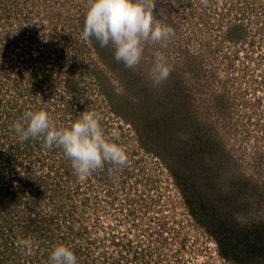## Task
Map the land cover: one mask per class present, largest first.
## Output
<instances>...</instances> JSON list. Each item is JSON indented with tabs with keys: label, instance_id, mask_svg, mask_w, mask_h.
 <instances>
[{
	"label": "rangeland",
	"instance_id": "rangeland-1",
	"mask_svg": "<svg viewBox=\"0 0 264 264\" xmlns=\"http://www.w3.org/2000/svg\"><path fill=\"white\" fill-rule=\"evenodd\" d=\"M7 2L14 5L0 14V49L6 50L0 90L9 95L1 91L0 98L15 102L14 76L25 71L22 83L34 77L28 109L37 111L44 96V111L55 121L65 119L67 127L85 112L96 113L106 137L128 157L125 165L105 162L80 176L66 154L63 167L54 160L47 168L52 146L64 150L47 146L44 138L31 154L0 149V186L19 175L24 180L15 219L35 213L26 226L32 223L46 238L54 231L57 241L60 224L89 227V236L100 240L87 253L96 264L128 250L152 264H236L220 253L186 196L213 216V229L264 222V0H157L155 20L174 35L162 43L142 42L133 68L115 59L111 44L82 36L89 0ZM158 54L171 71L155 84L151 70ZM19 102L21 120L28 111ZM113 130L118 137L109 135ZM10 135L7 142H15L16 131ZM40 176L48 181L41 193L33 179ZM48 217L59 225L44 228L39 220ZM41 233L34 243L55 240H41ZM113 233L130 249L102 248ZM67 236L74 245L82 238L78 232ZM17 247L13 257L2 253L0 264L40 263ZM52 250H45L47 259Z\"/></svg>",
	"mask_w": 264,
	"mask_h": 264
},
{
	"label": "clouds",
	"instance_id": "clouds-1",
	"mask_svg": "<svg viewBox=\"0 0 264 264\" xmlns=\"http://www.w3.org/2000/svg\"><path fill=\"white\" fill-rule=\"evenodd\" d=\"M156 2L89 0L82 36L95 38L101 46L111 44L115 59L133 68L141 60L142 42L162 43L174 35L171 26L155 20ZM151 71L153 82L159 84L168 78L171 69L165 58L158 54ZM14 127L20 141L43 136L47 146L62 147L71 159L75 173L80 176L90 175L102 168L105 162L121 166L127 163L125 149L114 139L106 137L96 113L85 112L69 127H57L47 112L28 111L24 113L23 122L16 123ZM109 135L118 137L119 133L113 130ZM20 245L28 249L31 241L22 240ZM49 264H77V256L69 246L56 245L50 253Z\"/></svg>",
	"mask_w": 264,
	"mask_h": 264
},
{
	"label": "trees",
	"instance_id": "trees-1",
	"mask_svg": "<svg viewBox=\"0 0 264 264\" xmlns=\"http://www.w3.org/2000/svg\"><path fill=\"white\" fill-rule=\"evenodd\" d=\"M1 14V13H0ZM17 45L16 43L14 44V47L16 48ZM14 48V50H15ZM5 53V51H4ZM4 53H0V56H5ZM17 75L15 81H14V86L15 88V96L12 98L15 99L12 100L11 102L9 99H2L0 98V149L3 151H13L19 152L23 151L25 154H31L32 151L34 150L37 145H41L40 140L37 138H29L28 140L25 141H20L19 138H16L15 136V142H10L8 143L7 141L9 138L12 136L10 135L11 133L14 132L15 127L14 125L18 122H23V120H18L17 114L22 111V105L20 104L19 101L25 102L26 103V110L31 111V109H28V106H30L29 103H33V96L32 92L30 91V87H24L23 85L25 84L21 82V79L25 76L20 74V72H16ZM32 76H26V80L28 83L31 85L34 81V79L31 78ZM31 80L33 81H30ZM67 81V80H66ZM70 85V84H69ZM30 89V90H29ZM2 90H0L1 92ZM6 93V90H3L2 93ZM5 95H9L8 92ZM46 97V96H45ZM44 96H41L38 98V102L35 104L37 106L38 110H43L47 109V102L45 100H40L43 99ZM4 100L3 102H1ZM43 101V102H42ZM45 101V102H44ZM34 111V110H33ZM71 123V122H69ZM67 127V126H63ZM7 146V148H5ZM4 149H3V148ZM54 152V151H51ZM48 157V156H47ZM50 157V156H49ZM43 159H38V161H42ZM48 161L51 160H47ZM54 162V160L51 161V163ZM57 162V161H55ZM44 163V161H42ZM59 167H63V164ZM20 173H18L19 175ZM33 179H36L39 183L40 189L37 191L39 193L42 192L48 185V181L46 178H41L40 177H35ZM182 179L179 178L178 182L180 185H182ZM23 177L22 175H19L17 180L12 179H7L5 181V184L0 186V254L5 253L6 255L13 257L14 254L12 253L15 250V244H20V241L22 240H29V237L31 239L37 238L39 235L37 228H34L32 223L30 226H26L27 222L33 221L35 218L30 214L28 216V219L26 221H21L20 219L16 220V216L14 215V211L16 212V207L18 206L19 203H22L24 201L22 192L20 190V186L22 184ZM47 182V185H46ZM186 202L188 206L190 207L192 214L196 217V219L205 227L207 230L211 233L212 237L215 239L220 253L227 258L228 260H231L232 262L236 264H264V222H252L251 225L246 226L242 225V227L236 228L233 224L232 227L230 228H220L219 230L213 229L212 223H213V216L211 214H207L204 209L201 208V205L197 204L194 200L192 201L190 197L186 196ZM17 203L15 206L12 204ZM31 206V202L28 203ZM34 205L32 206V210L34 209ZM199 209V210H198ZM31 211V210H30ZM35 214V213H34ZM40 216V215H38ZM37 216V217H38ZM31 217V218H30ZM40 218V217H39ZM53 221V217L47 218V226H50V224ZM226 221V220H225ZM228 224L225 223V225ZM70 225V224H68ZM214 226V225H213ZM67 231L66 233H59L58 238L63 239H68L67 233H76L78 232L79 235L82 236L80 239L81 241L78 243L80 245V248L75 249V254L78 253V257L80 259L84 258V254L87 256L88 254L86 252H82L80 249L83 247H89L92 245H98L97 244V238L92 239L89 236V231L87 226H83L81 230H75V228H71L67 226ZM71 231V232H70ZM60 232V231H58ZM37 234V236H36ZM56 234H54V231H47V238L52 236L55 240ZM66 237H65V236ZM10 236V239L8 238ZM33 237V238H32ZM112 237V242L113 245H115V249L120 250L121 252H124L123 249H120V247H125L127 249H130V245H125L124 241L121 239H116L118 238V234L113 233L111 235ZM41 240L46 241V235L41 233V237H38ZM67 239L65 240V243H67ZM74 240V239H73ZM75 241V240H74ZM77 244V245H78ZM78 245V246H79ZM19 246V245H18ZM24 251V250H21ZM130 254L128 255H121L120 259L113 260L109 262V264H117L118 261L122 260L125 257H130L132 254V250H128ZM126 252V254L128 253ZM120 252V253H121ZM138 254V253H137ZM142 256V255H141ZM139 255L136 257L138 259L143 258ZM136 258V259H137ZM109 259V258H108ZM134 259V258H133ZM137 259V260H138ZM143 262L142 264H152L150 261L141 259ZM12 262L17 264L16 261L11 259ZM20 262V260H19ZM250 262V263H249ZM21 263V262H20Z\"/></svg>",
	"mask_w": 264,
	"mask_h": 264
},
{
	"label": "built area",
	"instance_id": "built-area-1",
	"mask_svg": "<svg viewBox=\"0 0 264 264\" xmlns=\"http://www.w3.org/2000/svg\"><path fill=\"white\" fill-rule=\"evenodd\" d=\"M17 48H20V46H19V43L17 44V46H16ZM16 48V49H17ZM14 55H18L17 53H13ZM25 55H26V52H25ZM24 87H27V86H29V87H31L32 86V84L30 85L28 82L27 83H25L24 85H23ZM1 108V107H0ZM51 118V117H50ZM21 120H23V118L21 119ZM51 120L53 121V123L55 124V126H57V127H63L65 124H66V120L65 119H62V121L60 120V119H57L56 121L55 120H53V118H51ZM65 121V122H64ZM41 138H44L43 136H39V140L41 139ZM51 151H54V152H51ZM65 153L64 152H61V151H59V150H54L53 149V146H52V150H49L48 152H47V155H48V157H47V160H56L57 161V163H55V165H57L58 167L59 166H61L62 165V161H64V159H65V155H64ZM50 156V157H49ZM51 161H48V163H47V168H49L48 166H50L51 165ZM41 215V214H40ZM32 216L35 218L36 217V214H32ZM41 217V216H40ZM50 218V217H49ZM53 220L54 221H52V223L50 224V225H59V224H57V220L55 219V218H53ZM40 221V223L44 226V228L45 227H47V219H43V221H41V220H39ZM59 227L61 228V229H63L64 231H62V230H60V232L59 233H66V231H67V225H65V223H64V225H62V224H60L59 225ZM74 228L76 229V231H77V228L74 226ZM59 231V230H58ZM113 232V231H112ZM104 240H103V243H102V245H104V246H102V248H104V249H106V250H109V248H115V245H113V240H112V237L110 236V235H108L107 236V238H103ZM116 239H119V238H116ZM29 240L31 241V247L30 248H28L27 250H28V254H34L33 256H31L30 258L32 259V263H37V262H40L39 264H49V258L47 259V256H45L46 255V253H45V250L46 249H48L49 250V248L50 249H53L56 245H60V244H64V245H66V246H69L70 248H72L74 251H75V249L76 248H80V245H82V244H78V245H74V243H72V242H70V240H69V242L70 243H68V240L66 241L67 243H61L62 242V239L61 238H59V240L57 241V240H53V241H49L48 242V244L46 243V244H43V243H39V244H37V243H34L33 242V239L31 240V238L29 237ZM41 241V240H40ZM46 241H47V239H46ZM56 241V242H55ZM60 241V242H59ZM79 243V242H78ZM97 244L98 245H92V246H89V247H83L82 246V248H81V250H83L84 252H86V253H88L89 252V248H97L98 246H99V244H100V240H99V238H97ZM17 245H19V247L21 248V250H26L25 248H23V247H21V245L20 244H15V250L18 248L17 247ZM119 248L120 249H123V251L125 252L126 251V249H125V247H120L119 246ZM125 249V250H124ZM18 250V249H17ZM34 251L33 253H31V251ZM98 252V251H97ZM125 255H128V253L126 254V253H124ZM130 254V253H129ZM37 256L38 258H36V259H34V256ZM76 256H77V264H96V263H94V260H93V258H94V256L92 255L91 257L89 256V255H83L84 256V258L83 259H80V257H78V253L76 254ZM93 257V258H92ZM1 258H3V254L1 253L0 254V263H1ZM111 261H113V260H107L106 261V264H109V262H111ZM28 263H31V261H27ZM102 263H104V262H102ZM113 264V263H112ZM116 264V263H115ZM117 264H142V262L141 261H139V260H137V259H133L132 258V256H130L129 258L128 257H125V258H123L122 260H120V261H118V263Z\"/></svg>",
	"mask_w": 264,
	"mask_h": 264
},
{
	"label": "flooded vegetation",
	"instance_id": "flooded-vegetation-1",
	"mask_svg": "<svg viewBox=\"0 0 264 264\" xmlns=\"http://www.w3.org/2000/svg\"><path fill=\"white\" fill-rule=\"evenodd\" d=\"M14 5L13 4V2H7V0H0V13H2V14H5L4 12H5V8H3V6H6V5ZM17 4V3H16ZM3 16V15H2ZM3 20H4V18H3ZM2 21V20H1ZM32 36H33V34H32ZM32 36L30 35L29 37H31L32 38ZM28 39H30V38H28ZM0 53H4V48H1L0 49ZM5 53H6V50H5ZM20 74H22V72H20ZM27 73L25 72V71H23V75H26ZM29 76H30V74H29ZM32 79L34 78V77H31ZM30 79V78H29ZM30 81H33V80H31L30 79ZM42 191H43V188H42ZM44 191H46V190H44Z\"/></svg>",
	"mask_w": 264,
	"mask_h": 264
}]
</instances>
